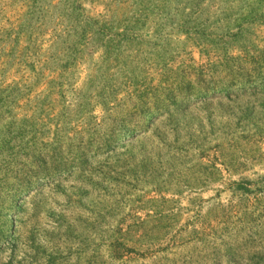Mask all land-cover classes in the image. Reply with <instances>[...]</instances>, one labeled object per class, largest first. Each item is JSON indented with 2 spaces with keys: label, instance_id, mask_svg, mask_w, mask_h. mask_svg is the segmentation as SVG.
<instances>
[{
  "label": "rangeland",
  "instance_id": "rangeland-1",
  "mask_svg": "<svg viewBox=\"0 0 264 264\" xmlns=\"http://www.w3.org/2000/svg\"><path fill=\"white\" fill-rule=\"evenodd\" d=\"M0 264H264V0H0Z\"/></svg>",
  "mask_w": 264,
  "mask_h": 264
},
{
  "label": "trees",
  "instance_id": "trees-1",
  "mask_svg": "<svg viewBox=\"0 0 264 264\" xmlns=\"http://www.w3.org/2000/svg\"><path fill=\"white\" fill-rule=\"evenodd\" d=\"M109 110V114L112 115L113 113H115V109L114 108H108ZM132 111L129 112V115H147V113H151V111L153 109L151 108H144V107H133L131 109ZM169 110L167 111H163L160 116H164V115H168L169 114ZM135 125L132 124V122L130 123H125V122H115L112 121V123L109 124H93V123H87L85 125H78L77 127H81L82 131L84 133L83 136L81 137H77V138H69L67 141H65L64 145H66L68 147V153L71 152H75L76 154H81L80 158H84L86 159V164H88L89 159L92 158V156H90L92 153H94V156H99L101 155V152H103L105 150V152H103V154H108V157L110 156L109 154H113L114 151L113 150H118V146H119V136L120 134H125L127 132L132 131V127H134ZM80 134V133H79ZM79 141L78 145H76V141ZM75 148V149H74ZM33 147H30L29 150H32ZM35 152V151H34ZM53 158L51 160L56 161L57 163H61V166L57 169H54L53 171L50 170L51 172H62V170H64L63 167V161L62 162H58L55 153L53 154H49V153H45L44 151L41 152L39 154V156H35L36 161H38V166L42 165H46L47 164V160L50 159V157ZM61 156V155H59ZM34 157V155H33ZM27 158V157H26ZM39 162H41L39 164ZM55 166H53L52 168H55ZM103 167L107 168L106 165H103ZM48 171V169L46 170ZM109 173V172H108ZM116 245H121L118 241V243H116Z\"/></svg>",
  "mask_w": 264,
  "mask_h": 264
}]
</instances>
